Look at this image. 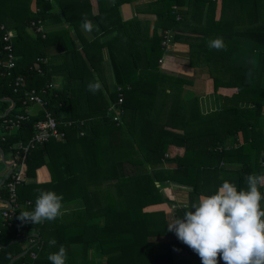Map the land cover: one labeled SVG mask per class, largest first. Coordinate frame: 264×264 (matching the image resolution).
<instances>
[{
	"label": "trees",
	"instance_id": "16d2710c",
	"mask_svg": "<svg viewBox=\"0 0 264 264\" xmlns=\"http://www.w3.org/2000/svg\"><path fill=\"white\" fill-rule=\"evenodd\" d=\"M11 1L13 6L9 5ZM140 1L143 3L139 5L145 7L142 11L156 16L151 34L148 21L134 17L126 22L119 15L114 21L113 13L120 5ZM30 3L31 0H0L1 11L5 14L7 10L2 7L8 5L10 16L18 20L13 27L17 33L13 53L19 56L12 76H0V115L10 105L3 99L14 103V109L0 118V134L5 133L0 136V150L14 154L15 145L32 137L34 124L42 118L39 110L14 132L6 133L3 123L23 112L25 90L49 85V111L58 122H72L75 127L64 129L63 142L50 140L30 151L25 160V177L34 176L43 166L49 167L51 182L42 188L63 198H80L83 207L56 219L49 232L47 221L22 223L19 213L32 210L35 203L31 200L26 205L29 200L24 194L33 187L22 184L17 191L19 208L14 227L5 228L0 217V264H8L23 252L18 242L10 245L18 240L17 227L39 232L37 246L41 253L35 261L26 254L13 264H50L48 251L60 245L68 250L72 245H86L102 256L101 264H175V253L195 254L167 230L171 223L167 215L152 207L164 203L162 189L169 187L168 183L191 188L186 194L187 207L175 209V219L191 210L201 195L214 194L225 181L240 190L246 188V175L264 173V0H34L35 14L29 11ZM17 6L24 8V14L15 9ZM201 17L203 45L207 46L210 38L222 37L227 46L226 50L213 49L209 55L214 68V91L223 103L218 111L209 114L197 111L183 115L181 134H175L174 106L184 100L178 97L174 78L161 72L159 60L167 54L166 39L171 43L180 39L170 34L181 31V26L192 20L200 22ZM84 18L94 25L90 40L79 34ZM32 20L64 23L67 27L46 34L37 32L35 39L26 43L24 29ZM0 21L4 23L2 17ZM70 27L78 33L80 48L69 34ZM1 35L0 32V42ZM50 46L56 47L57 53L40 62L38 71L32 68L37 58H47L45 50ZM103 47L108 49L114 72L111 90L100 73ZM30 58L32 61L25 62ZM220 71H231L234 78L225 80ZM19 75L26 83L14 92L10 83ZM96 80L101 88L93 94L87 85ZM56 82L59 85L53 88ZM232 89L234 93H224ZM238 135L242 143L238 146L232 140L228 148L227 139ZM48 155L52 157L46 159ZM226 164H236V174L228 176ZM3 179L0 177V182ZM6 183L0 187L1 200L7 199ZM21 206L25 209L21 210ZM52 237L57 244L50 247ZM69 262L66 264H74Z\"/></svg>",
	"mask_w": 264,
	"mask_h": 264
},
{
	"label": "crops",
	"instance_id": "0c3cea01",
	"mask_svg": "<svg viewBox=\"0 0 264 264\" xmlns=\"http://www.w3.org/2000/svg\"><path fill=\"white\" fill-rule=\"evenodd\" d=\"M108 1L111 2V0H108ZM140 3H143V2L140 1L137 4L125 3V4L120 5L118 8V12H117L118 14L113 13L114 21L116 20L118 21V15L122 21H126V22L133 19L134 17L140 19L141 21H148L149 22V33L151 34L153 31L154 23L156 21V16L155 14H150L149 12L142 11L143 9H145V7L140 6L139 5ZM9 5L13 6V2L12 4L9 3ZM220 6L221 5L219 3V5L217 6L218 14L221 11ZM2 8L9 10L8 5H5ZM94 10L95 9L93 7L92 12H94ZM9 11H7L4 14L3 11H1V4H0V14H1L0 17H2V20L4 21V23L3 22L2 23L4 25L6 23L8 26H10V28H7V29L12 32L13 41H14V39L17 38V33L15 32L13 27L15 23H18V20L14 21L13 18L10 16ZM29 11L33 12L32 14H35V12L37 11V9L35 8L34 0H31V3L29 5ZM11 13L15 14L14 17L18 16L15 12H11ZM22 13L24 14V12ZM199 19H200V22H196L195 20H192L188 24L186 23L184 24V26L182 25L181 31L172 32L170 34V36H178L180 37V39L178 38V41L173 42V43L169 41V43L166 45L167 54L163 56L161 60H159V66H160L161 72L166 74L167 76L174 78L178 97L180 100L181 99L184 100L182 102L183 104L180 102V104H177L174 106L175 128L173 129V132L175 134H181V129H179V126L180 125L182 126L185 122L183 115H186V116L191 115V114L194 115L197 111L200 114H209V113L218 111L222 107V103H223L221 98L214 91V78L211 75V73H214L213 72L214 68H213V64L211 63V59L209 56L212 50H210L207 46H204L201 41V38H202L201 29L204 27L203 26L204 23L203 21H201L203 20L202 17ZM34 22L35 20H32L29 27H26L24 29L26 43H30V41H33V39H35V36L37 34V31H36L37 24H38L37 25L38 29L41 30L38 33H43V34H46L54 30L64 29L65 27H67L64 23H54L52 21H49L47 23H41L40 21H38V23L36 22L35 25H32V23ZM70 28H71V31L69 34L72 39L76 40L77 45L80 48L82 45L80 43V40L78 39V33L74 31L73 27H70ZM79 32H80L79 34L82 35L86 40H90L92 38V35L89 32H86L82 29L81 23L79 25ZM45 53L47 54V58L46 59L37 58L33 62V66H37V65L39 66L40 62L42 61L45 62L51 55H54L55 53H57V48L54 46H50L46 48ZM100 56H101L100 60H101L102 69H103L100 72L102 73V76H103L102 80L107 82V86L111 90L114 86V72H113V67H112V64L109 58L107 47H103L100 50ZM22 58L24 57L22 56ZM31 58L28 61H25V60L24 61L25 62L32 61ZM16 60L17 61L19 60L18 55H16ZM220 72H222V77L225 80L234 78L231 71H220ZM239 74L240 73H238V75ZM97 75L98 74H96L95 76L97 77ZM58 85H59V82H56L55 84H53V88H57ZM234 91H235L234 89L225 90L224 93L226 95H230L231 93H234ZM10 106H11V103L9 107ZM37 110L38 108L31 107L32 115H34L37 112ZM262 121L263 122H261V133L262 135H264V109H263V120ZM14 131L15 130H12L9 132H14ZM65 138L63 140H54V141L63 142ZM232 140H235L238 146L242 143V137L240 135H238L234 139L232 137L231 138L229 137L226 143L228 148L230 147ZM19 144L13 147V150H15L14 154H11V153L5 154L2 152L3 161L0 155V177L4 178V174L7 170L6 166H9V164H11L12 162L17 163L19 161V157L17 155ZM176 149L177 147H175V150ZM178 151H180V153L182 152V150H178ZM261 156L262 157L264 156V150L261 152ZM51 157H52L51 155H48L46 159H49ZM263 162L264 160L261 163L262 168H264ZM24 167H25V163H24ZM224 169L227 171L226 174L228 176L229 175L233 176L234 174H236L239 167L236 164L235 165L226 164L224 166ZM52 171L54 172V168L52 169ZM50 172H51V169H49V167L43 166L35 171L34 176L25 177V170H24V179H23L22 184L33 187L31 188V190H28V192L24 194V197H28V200H29L26 203L27 206L30 205L31 200L35 201L36 196L38 195L39 191L44 190V188L42 187L51 182ZM7 180H5V182ZM168 184H169V187L167 188L165 187L162 189V194L166 200H164V203L159 204L152 208L153 209L157 208L159 210H162L167 215L169 222H172L174 220V210L179 207H183V208L187 207V201H185L186 194L191 192V188L183 187V186H180L174 183H168ZM262 189L263 188L260 189L261 192H262ZM7 198H8V194H7ZM6 200L0 199V208L4 207ZM197 201L198 200H196V202ZM62 203H63V215L62 217L58 218L59 220H61L69 212L80 210L83 207V202L80 198L71 200L70 197L65 196L63 198ZM262 207H264V202H262ZM20 209L22 210L25 208L24 206H21ZM55 225H56V221L48 222L46 224V231L49 232L55 227ZM38 236H39V232L36 229L24 228L23 232L19 235V237L15 235V237H17L18 240L16 239L14 241L19 243L18 246L21 251L23 252L27 251L26 254H28V258H29V252L35 251L36 248L38 247L37 246V244L39 243ZM14 241L10 242V245L11 243L13 244ZM56 251H58L57 248L51 249L50 251H48L49 253L47 254V256L50 253L56 252ZM66 252H67L66 262H69V259H70V262L71 263L73 262L74 264L75 262L76 264H79L82 262H85V264H101L102 262V256L100 254L94 253L86 245H82V247L81 245H72L71 249L69 250L66 249ZM40 253H41V250L37 257L40 256ZM44 253L46 254V252ZM173 257H174L175 264H201V260L197 254L190 255L186 251L177 252L174 254ZM218 264H224V262L222 260H218Z\"/></svg>",
	"mask_w": 264,
	"mask_h": 264
},
{
	"label": "clouds",
	"instance_id": "9594fccd",
	"mask_svg": "<svg viewBox=\"0 0 264 264\" xmlns=\"http://www.w3.org/2000/svg\"><path fill=\"white\" fill-rule=\"evenodd\" d=\"M81 27L91 32L94 25L84 18ZM210 50H226L222 37L207 41ZM101 88L98 80L89 82L88 91L95 94ZM246 188L225 181L214 194L201 195L185 211L167 225L177 239L187 245L201 260V264H264V174L244 177ZM63 196L51 190H41L36 196L34 208L19 213L22 223L43 224L53 222L63 215ZM50 247L57 240L49 239ZM67 252L63 245L47 259L50 264H66Z\"/></svg>",
	"mask_w": 264,
	"mask_h": 264
},
{
	"label": "built area",
	"instance_id": "2783aa9c",
	"mask_svg": "<svg viewBox=\"0 0 264 264\" xmlns=\"http://www.w3.org/2000/svg\"><path fill=\"white\" fill-rule=\"evenodd\" d=\"M32 25H35V23H32ZM40 31L41 30L37 28V32ZM0 32L2 33L0 42V76L11 77L12 72L16 68L17 64L16 56L13 53V34L3 23H0ZM168 43L169 40L167 38L165 45ZM32 68L36 69L37 71L39 70L38 65L33 66ZM25 83V78L19 75L12 80L10 85L12 86L13 91L16 92L19 88H24ZM49 89L50 86L48 85L40 90H25L26 100L24 101V105L26 107L24 108L23 112L14 115L13 117L5 120L3 123L5 132H9L18 129L21 122L28 120L32 116L31 107L38 108V110L42 113V118L38 120L33 126L32 137L25 144H19L17 152L19 161L17 163H11L12 170L6 183L8 198L5 201L4 207H2L0 210V217L3 219V226L8 230L14 227L15 213L19 208L17 202V191L24 179V163L26 156L30 151L34 150L39 145L47 143L50 140H63L65 138L64 129L75 127V123L72 122H58L53 114L49 111L48 100L46 99ZM122 102V94L119 93L118 104H121ZM28 104H31V106H27ZM112 110L116 111L114 109V105L112 106ZM117 118L118 116L114 117V120ZM82 125L83 122H80L79 127ZM83 134V131L79 132L80 136ZM0 136H5V133L0 134ZM262 193H264V188L262 189ZM22 232L23 228L17 227L15 230V235L19 237ZM40 248L41 247L38 246L35 251L29 252V258L32 261L37 259V252L40 251Z\"/></svg>",
	"mask_w": 264,
	"mask_h": 264
},
{
	"label": "water",
	"instance_id": "95a60500",
	"mask_svg": "<svg viewBox=\"0 0 264 264\" xmlns=\"http://www.w3.org/2000/svg\"><path fill=\"white\" fill-rule=\"evenodd\" d=\"M4 101H8L9 103H11V106L9 107V108H7L5 111H4V113L3 114H1L0 115V118H5L13 109H14V103H13V101L11 100V99H3ZM0 155H1V159H2V161H3V154H2V151L0 150ZM11 164H9V166H6V168H7V170H6V172H5V174H4V179L2 180V182L0 183V187L4 184V182H5V180H7L8 178H9V176H10V173H11V170H12V168H11ZM0 210H1V208H0ZM14 242H16V241H14ZM13 242V243H14ZM12 244V243H11ZM27 253V251H24V252H22L21 254H18V255H16V256H14L11 260H10V262L8 263V264H13V262H15L16 260H18V259H20V258H22V257H24L25 256V254Z\"/></svg>",
	"mask_w": 264,
	"mask_h": 264
},
{
	"label": "rangeland",
	"instance_id": "374dc122",
	"mask_svg": "<svg viewBox=\"0 0 264 264\" xmlns=\"http://www.w3.org/2000/svg\"><path fill=\"white\" fill-rule=\"evenodd\" d=\"M18 2H20V3H23L24 2V0H18ZM18 11H20V12H24V8L22 7V6H17V7H15ZM7 11H9V10H7ZM21 16V15H20ZM263 122V121H262ZM164 187H168V185H165ZM166 200V199H165ZM153 209V208H152ZM154 211H157V210H159V209H157V208H154L153 209ZM25 245V244H24ZM23 245V246H24Z\"/></svg>",
	"mask_w": 264,
	"mask_h": 264
}]
</instances>
